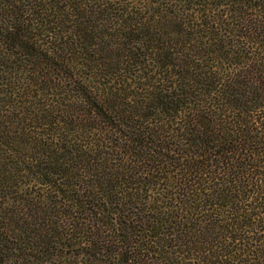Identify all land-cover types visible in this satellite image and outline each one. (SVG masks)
Listing matches in <instances>:
<instances>
[{
    "label": "trees",
    "instance_id": "16d2710c",
    "mask_svg": "<svg viewBox=\"0 0 264 264\" xmlns=\"http://www.w3.org/2000/svg\"><path fill=\"white\" fill-rule=\"evenodd\" d=\"M0 264H264V0H0Z\"/></svg>",
    "mask_w": 264,
    "mask_h": 264
}]
</instances>
